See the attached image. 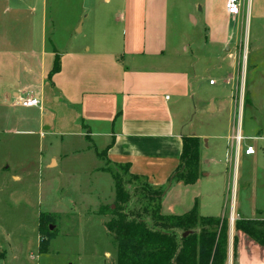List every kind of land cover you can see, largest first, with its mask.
Instances as JSON below:
<instances>
[{
  "label": "rangeland",
  "instance_id": "rangeland-1",
  "mask_svg": "<svg viewBox=\"0 0 264 264\" xmlns=\"http://www.w3.org/2000/svg\"><path fill=\"white\" fill-rule=\"evenodd\" d=\"M102 1L0 0V264H116L117 245L104 226L111 218L108 210L112 211L116 205L115 186L129 196L131 210H145L149 217L157 210L159 200L151 194L166 184L152 187L145 179H132L122 167L96 157L92 144L80 136L75 110L68 108L62 100L55 102L49 91L40 97L35 67L29 69L28 63L19 60V52L28 49L32 42L27 27L29 22L19 24L15 21L21 13L15 11L19 6L24 9L35 7L39 14L45 7L50 45L66 54L80 51L95 40L90 24L96 12L101 11ZM244 4L247 9L248 0ZM176 9L170 10L176 17L170 29V42H177V55L187 57V62H181V65H187L186 74L192 86L187 84L188 98L182 105L184 124L196 134L214 139L212 142L219 148L218 153L213 155L209 149L204 158H214L216 163L223 161L226 136L232 135L229 139V145L235 146L232 174L238 155L235 136L242 116V134L257 139L242 142L240 172L251 165L245 178L253 179L256 199L264 201V22L253 18L249 33H246L245 10L242 21L238 18L236 23H230L233 30L241 28L240 53L236 56H240L242 65L234 75V108L228 103L230 86L222 79V71L231 61L225 59L221 64L208 54L214 48L205 43L206 33L201 23L194 25L190 18L200 17L198 9L191 11L184 0H177ZM253 10L264 14V0H254ZM214 16L221 24L223 17L217 8ZM82 24L84 30L77 32ZM233 45L234 40L228 44L230 48ZM256 50L259 52L254 53ZM246 58L249 67L252 60L258 65L253 70L247 69L244 86ZM209 81L215 86H209ZM19 91L37 94L42 99V111L22 107L19 99L26 94ZM16 93L21 98H16ZM214 101L226 102L224 114L210 112ZM245 145H251L256 152L246 162L242 158ZM222 164L218 165L222 167ZM211 169L214 171L215 167L211 166ZM14 177L20 180L15 181ZM177 182L167 186V194L174 191ZM184 198L189 200L192 196L188 194ZM183 210H177L179 215L176 217L190 212L182 214ZM42 214L43 234L50 241L47 250L39 253L38 226ZM231 218L234 229L235 221L240 218ZM50 226L53 227L51 231ZM241 235L247 237L251 246L246 245L248 250L239 257ZM232 237L236 241L235 264H241V261L243 264H264V252L260 251L264 250V245L239 230L234 231ZM230 245L228 264H231ZM255 247L258 251L254 253Z\"/></svg>",
  "mask_w": 264,
  "mask_h": 264
},
{
  "label": "crops",
  "instance_id": "crops-1",
  "mask_svg": "<svg viewBox=\"0 0 264 264\" xmlns=\"http://www.w3.org/2000/svg\"><path fill=\"white\" fill-rule=\"evenodd\" d=\"M184 2L189 3L191 11H199L200 17L194 15L190 18L194 25L200 22L205 30V43L214 48L208 54L221 64L225 59L231 61L223 69L222 79L224 84L230 86L228 103L235 108L232 87L235 70L242 65L240 56H236L240 53L241 28L239 26L233 30L230 23H236L238 18L242 21V15L247 10L246 33H249L252 19L264 22V14L254 12V0H248L247 9L244 4L246 0H243L241 13L236 17L226 14L225 0ZM176 3L177 0H103L101 11L96 12L90 24L95 40L80 51L66 54L59 53L50 45L45 7L39 14L35 7L24 9L19 6L15 11L21 13L15 17V21L19 24L29 22L27 27L32 38L31 46L19 52V60L23 64L28 63L29 69L35 67L37 94L40 97L49 91L55 102L62 100L68 108L75 110L80 136L92 144L96 157H103L112 165H128L130 175L145 179L152 187L165 185L178 167L182 138L199 139L200 169L203 174L192 185L177 182L174 191L166 193L167 196L165 194L159 208L162 216H177L180 209H184L182 214H185L196 205L201 217H227L230 220V217L236 216L245 220H264V201L256 199L253 179L249 176L245 178L246 172L251 170L250 164L248 169L241 170L240 176L242 142L257 139L242 134V116L237 130L246 139L240 142L235 173L232 174L235 147L229 145L232 135L226 136L220 167V160L216 163L214 158H204L207 154L205 151L209 149H212L213 155L218 153L219 148L212 142L214 139L196 134L184 124L182 105L188 98L187 84L192 86L186 74L187 65H181V62H187V57L177 55V42H170V29L176 20L170 10L177 11ZM215 8L219 14L222 13L221 24L214 16ZM83 30V24L76 29L77 32ZM233 40L234 45L230 48L228 44ZM55 58L59 60L58 71L49 80ZM257 65L258 62L252 60L249 67V59L246 58L244 86L247 83V69L253 70ZM26 68L24 73L27 75ZM20 93L26 95L19 100L37 99L42 111V99L37 94ZM14 96L21 98L17 93ZM226 108V102L214 101L210 112L224 114ZM255 155L256 152L252 156L243 154L242 158L246 162ZM211 166L215 167L214 171ZM13 179L20 180L19 177ZM188 194L192 198L186 200L184 196ZM231 226L229 243L232 245L234 231ZM246 245L251 246V243L241 235L239 257L248 250ZM256 251L257 247L254 253ZM260 251L264 252L263 249Z\"/></svg>",
  "mask_w": 264,
  "mask_h": 264
},
{
  "label": "trees",
  "instance_id": "trees-1",
  "mask_svg": "<svg viewBox=\"0 0 264 264\" xmlns=\"http://www.w3.org/2000/svg\"><path fill=\"white\" fill-rule=\"evenodd\" d=\"M58 71L55 58L50 77ZM132 179H139L129 174ZM200 171V142L194 137H183L179 165L166 186L153 192L159 201L157 210L149 216L145 210H131L129 196L115 186L116 205L108 210L111 218L105 223L117 245L116 264H228L230 222L227 217L199 216L197 206L183 216H162L160 203L173 181L192 185L202 176ZM42 215L39 217L38 252L47 250L50 238L44 236ZM241 231L264 245V220L238 219L233 231ZM187 235L184 236V234ZM235 237H232L231 264H235Z\"/></svg>",
  "mask_w": 264,
  "mask_h": 264
},
{
  "label": "built area",
  "instance_id": "built-area-1",
  "mask_svg": "<svg viewBox=\"0 0 264 264\" xmlns=\"http://www.w3.org/2000/svg\"><path fill=\"white\" fill-rule=\"evenodd\" d=\"M243 7V0H225L224 3V9L228 16L230 17H236L241 13V9ZM210 85H213V81H210ZM19 104L24 108H38L40 109L41 104L37 99H26V100H20ZM246 138L241 137L240 133L237 132L235 136V142H236V151H238L240 142L245 140ZM255 150L251 145H247L243 151V154L245 156H252L254 155Z\"/></svg>",
  "mask_w": 264,
  "mask_h": 264
},
{
  "label": "water",
  "instance_id": "water-1",
  "mask_svg": "<svg viewBox=\"0 0 264 264\" xmlns=\"http://www.w3.org/2000/svg\"><path fill=\"white\" fill-rule=\"evenodd\" d=\"M229 221H230V223H232L233 219L231 218ZM230 226H231V224H230ZM52 228H53V227H52V226H50V227H49V230L51 231V230H52ZM185 235H187V233H185V234H184V236H185Z\"/></svg>",
  "mask_w": 264,
  "mask_h": 264
}]
</instances>
